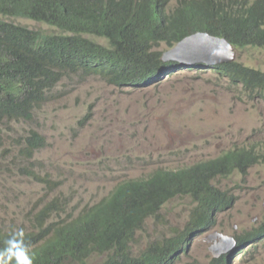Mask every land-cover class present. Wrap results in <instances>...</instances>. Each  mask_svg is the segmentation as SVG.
Returning a JSON list of instances; mask_svg holds the SVG:
<instances>
[{
  "label": "trees",
  "instance_id": "16d2710c",
  "mask_svg": "<svg viewBox=\"0 0 264 264\" xmlns=\"http://www.w3.org/2000/svg\"><path fill=\"white\" fill-rule=\"evenodd\" d=\"M169 5L170 0H0V18L27 19L53 30H31L0 19V127L31 121L34 110L51 101V91L66 74L100 75L117 87H144L178 67L162 61L160 43L170 50L195 33H207L227 39L236 49H264V0H177L172 9ZM92 38L104 40L106 46ZM212 71L264 95L261 71L235 62ZM21 140L28 159L45 143L35 132ZM259 159L264 161V156L252 149H235L189 169L126 180L80 216L69 214L45 224L52 214L65 212L52 199L33 218L37 233L0 227V264H86L96 247H126L125 234L141 227L146 218L158 220L168 201L190 197L194 206L185 230L147 247L162 257V264H174L179 252L185 251L181 247L186 237L212 226L215 215L232 204L234 198L212 187V181L234 172L245 175ZM22 172L54 185L31 170ZM257 236L260 233L238 239ZM103 264H145V260L139 263L116 252Z\"/></svg>",
  "mask_w": 264,
  "mask_h": 264
},
{
  "label": "rangeland",
  "instance_id": "374dc122",
  "mask_svg": "<svg viewBox=\"0 0 264 264\" xmlns=\"http://www.w3.org/2000/svg\"><path fill=\"white\" fill-rule=\"evenodd\" d=\"M176 1L170 0L169 9ZM0 19L31 30L53 31L27 19ZM92 39L106 46L104 40ZM168 47L160 43L157 51L167 52ZM186 48L191 52L190 45ZM234 51L235 64L264 73V49ZM216 52L199 51L195 61L181 50L174 61L177 68L164 71L140 89L114 86L100 75L66 74L51 91V101L34 110L31 121L4 123L0 127V227L37 233L31 217L51 199L58 200L65 212L52 214L45 224L78 215L126 180L189 169L235 149L264 154V95L259 97V91L214 73L212 68L217 66L206 63L219 60ZM31 132L45 143L28 159L21 139ZM25 169L48 177L54 185L25 176ZM211 185L234 201L232 208L215 217L216 229L202 231L190 241L187 249L193 255L188 259L194 257L197 264L208 261L204 236L213 231L227 236L249 233L264 224L263 162L245 176L234 172ZM193 206L190 197L168 201L158 220L150 217L144 222L133 251L182 229ZM258 250L264 253L263 243ZM102 258L95 255L87 264H100ZM182 263L190 264L184 253L178 261Z\"/></svg>",
  "mask_w": 264,
  "mask_h": 264
},
{
  "label": "clouds",
  "instance_id": "9594fccd",
  "mask_svg": "<svg viewBox=\"0 0 264 264\" xmlns=\"http://www.w3.org/2000/svg\"><path fill=\"white\" fill-rule=\"evenodd\" d=\"M217 38H219V37H217ZM233 49H234V47H233ZM233 62H235V60ZM219 65H221V64H219ZM216 66H218V65H216ZM262 96L263 95H260L259 97H262ZM244 149H246V148H244ZM248 150H250V149H248ZM254 153L256 155H258V156H261V157L264 156V154H260V153H257L255 151H254ZM260 162H263L264 163L263 159H259L258 163H260ZM258 163H256L255 165H257ZM255 165H253L252 167H254ZM251 168H249V169H251ZM246 174H247V172H246ZM221 193L222 194H225L223 192H221ZM227 197H229V196H227ZM51 201H52V199L49 202H51ZM233 201H234V199H233ZM233 201H232V204H231V206L229 208H232ZM91 206H93V205H91ZM91 206H87V207H91ZM85 208L81 211L82 213H83L84 210H86ZM219 213H217L215 215V217ZM35 214L31 217V223L33 222V218H34ZM78 216H80V212L78 213V215L77 214L75 216L72 215V218H76ZM189 216H188V222H189V219H190ZM215 217L212 219V222H213V225L212 226L207 227V228H205V229H203L201 231H200V229H198V230H196V232H194L192 234L190 233L186 237V240L183 243V246L184 247H181L182 250H185V251L184 252H179V255L177 256L174 264H178V261L177 260L180 259L182 253L186 254L187 261L190 264H197V262H196V260H195L194 257L191 258V259H188L189 256H192L193 254L191 253V251L189 252L187 248L189 246L190 241L193 240L194 238H197L202 231H203V233H206V232L208 233V231L214 230V228L216 229L218 227V226H216L217 223L215 221ZM147 219L148 218H146L143 221L141 227L132 230L128 234H125V236H126L125 241L127 243V246L126 247H124L123 244L121 246H118V244H112L111 246H108L107 248H106V246H102L100 248L96 247V250H94L92 252V254L90 255V258L87 260V263L90 260H92V258L95 255H101V256H103V258H102V261L100 262V264H103V262L106 260V258H108L110 255H112V254H114L116 252H119L120 254L125 255L128 258L132 259V260H136L139 263L141 261V258H143L145 260V264H162L161 263L162 262V257H160L159 255H157L154 252L148 251L147 250L148 245H151L152 243L155 244L157 242H162L164 239L174 238V235H175L176 232L177 233H181L182 231L185 230V226L188 224V222H187V224L184 225V227L182 229L176 231L172 236L165 237V238H163V239H161L159 241H155V242L147 241L144 244V247H143V250L142 251L134 252L133 251V247L137 243V240L140 238V236L137 237V233H141L143 231V224H144V222ZM262 225H264V224H262ZM262 225L257 230H254V231L249 232V233H243V234H237V233H235V234H233L231 236H227V235H224V234H222L220 232L213 231L210 234H208L203 239V246L205 247V249H207V252L209 254L208 261H207L206 264H211L213 262H216L217 264H264V253H262V252H260L258 250L259 245H261V243L264 244V230L261 229L262 228ZM250 233H252V234L253 233H260V236H257L255 238H251V240H245V239L239 240L238 239V237H240L242 235H245V234H250ZM188 238H190L189 241H188ZM131 241H132V243H131ZM38 242H39V245H40L41 243H43V240L40 239V240H38ZM220 243H222L224 246L223 247L220 246ZM214 246H219V248H221V250H223L218 256H214L212 254V252L210 251V248L211 247H214ZM101 248L104 249V251H100L99 249H101ZM224 248H225V250H224ZM231 252H234L235 257H230V256L229 257H225L226 254H229ZM182 264H184V263H182Z\"/></svg>",
  "mask_w": 264,
  "mask_h": 264
},
{
  "label": "water",
  "instance_id": "95a60500",
  "mask_svg": "<svg viewBox=\"0 0 264 264\" xmlns=\"http://www.w3.org/2000/svg\"><path fill=\"white\" fill-rule=\"evenodd\" d=\"M199 40H205L207 41L210 45L213 46L216 50L220 52L219 55V60L218 61H213V62H208L206 63L207 65L214 66V65H219V64H230L235 60V52L233 49V46L224 38H217L214 36H211L207 33H196L194 35H191L185 39H183L180 43L176 45V48H172L168 50L167 52H164L162 55V61L164 62H169V61H175V63L178 61L177 60V55L181 50L184 49V47H187L190 45L191 47V52L185 50L187 54H189L190 59H196L200 56L198 53L199 51H208L211 49L203 50V45L198 44L200 47L199 48L197 43H194ZM213 56V55H211ZM195 61H192V64L195 63ZM183 65V64H180ZM220 246H224L222 243H220ZM225 250V248H224ZM210 251L214 256H218L223 250L219 248V246H214L210 248Z\"/></svg>",
  "mask_w": 264,
  "mask_h": 264
},
{
  "label": "bare ground",
  "instance_id": "6f19581e",
  "mask_svg": "<svg viewBox=\"0 0 264 264\" xmlns=\"http://www.w3.org/2000/svg\"><path fill=\"white\" fill-rule=\"evenodd\" d=\"M46 25V24H45ZM196 34V33H195ZM194 35V34H193ZM180 43V42H179ZM194 43H197V45L198 44H200V45H203V49H215V48H213V46L212 45H210L207 41H205V40H199V41H196V42H194ZM198 47L199 48H202V47H200L199 45H198ZM174 48H176V46L174 47ZM173 48V49H174ZM183 50H187V48L186 47H184V49ZM218 55H220V52L217 50V52H216V56H218ZM255 91H259V90H255ZM260 96V95H259ZM219 157V156H218ZM184 172V171H183ZM32 179H34L33 177H32ZM35 180V179H34ZM39 182V181H38ZM41 183H43V182H41ZM46 184V183H45ZM49 185V184H48ZM47 185V186H48ZM49 186H51V184L49 185ZM53 188V187H52ZM206 228V227H205ZM206 236H204L203 238H205ZM190 240V238H188V241ZM188 251H190V248L188 249ZM232 253V255H230V257H232L233 255H234V252H231ZM228 254H226L225 256H227ZM180 259H178L177 261H179Z\"/></svg>",
  "mask_w": 264,
  "mask_h": 264
}]
</instances>
